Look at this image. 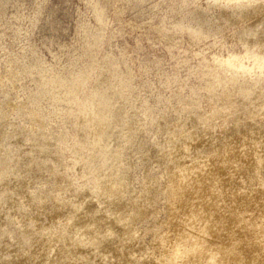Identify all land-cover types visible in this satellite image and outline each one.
<instances>
[{
  "label": "rangeland",
  "instance_id": "1",
  "mask_svg": "<svg viewBox=\"0 0 264 264\" xmlns=\"http://www.w3.org/2000/svg\"><path fill=\"white\" fill-rule=\"evenodd\" d=\"M263 104L264 0H0V264H264Z\"/></svg>",
  "mask_w": 264,
  "mask_h": 264
},
{
  "label": "bare ground",
  "instance_id": "2",
  "mask_svg": "<svg viewBox=\"0 0 264 264\" xmlns=\"http://www.w3.org/2000/svg\"><path fill=\"white\" fill-rule=\"evenodd\" d=\"M99 20H101V15H100V12H99ZM253 29V28H252ZM251 31H253V32H255L256 33V31H254V30H251ZM254 33V34H255ZM256 57V56H255ZM254 57V58H255ZM107 79V78H106ZM106 83H107V81H106ZM118 94V93H117ZM104 104V103H103ZM261 107V109H264V104L263 105H261L260 106ZM99 108V107H98ZM104 109H105V107H103V112L101 113V114H103V113H106L105 111H104ZM101 117V116H100ZM106 117V116H105ZM103 120H101V122H102ZM106 123V122H105ZM108 123V122H107ZM94 124H95V122H94ZM96 126V125H95ZM102 126H104V124L102 125ZM108 125L106 124V127H107ZM100 128V127H99ZM102 128V127H101ZM100 128V129H101ZM107 132V131H106ZM104 135H105V133H104ZM110 151V150H109ZM172 146L168 149V155H171L172 154ZM76 159L78 160V158L76 157ZM80 159V158H79ZM77 160H76V163H77ZM84 162V161H83ZM110 170V169H109ZM168 172H170L169 173V175H172L171 174V171H170V169H168ZM109 173V172H108ZM104 174V173H103ZM106 174V173H105ZM100 175V174H99ZM108 175V174H107ZM177 175H179V174H177ZM102 176H104V175H102ZM106 176V175H105ZM109 176V175H108ZM173 176H175L174 174H173ZM99 177V176H98ZM107 177V176H106ZM109 177H111V176H109ZM96 178V177H95ZM103 178H105V177H103ZM102 180V179H101ZM110 180V179H109ZM113 180V179H112ZM117 180V179H116ZM114 181V180H113ZM99 182V181H98ZM118 182V181H117ZM95 183H96V180H95ZM121 182H118V184L117 183H115V182H110V183H108L107 185H106V188H107V191L109 192V193H113V194H115L117 191L116 190H119L120 191V189H123L124 187H122V186H120V185H122V184H120ZM98 184V183H97ZM100 184H102V185H104V181L102 182H100ZM126 200H128V199H126ZM124 201V200H123ZM129 201H131V200H129ZM125 202V201H124ZM91 205H92V203H90ZM89 204V205H90ZM116 205H118V204H116ZM87 207H88V205H87ZM120 207V206H119ZM110 213V212H109ZM109 217V216H108ZM75 219H81V218H75ZM130 219H131V216L130 215H128V213H125L124 214V216H122L119 220H120V222H123V221H130ZM89 220H91V219H89ZM80 222V221H79ZM82 223V222H81ZM93 223V222H92ZM91 223V224H92ZM122 224V223H121ZM74 226V225H73ZM72 226V227H73ZM82 227V226H81ZM79 227H77V229H78ZM75 229H76V227H75ZM79 230V229H78ZM107 230V229H106ZM110 231V230H109ZM101 232V231H100ZM110 233L112 234L113 232H111L110 231ZM99 235L101 234L102 235V232L101 233H98ZM106 234V233H105ZM109 234V233H108ZM100 235V236H101ZM110 235V234H109ZM112 235H114V234H112ZM100 239H102V238H100ZM104 239L105 240H107L108 239V236H105L104 237ZM62 240V239H61ZM60 240V241H61ZM95 240H97V239H95ZM99 240V239H98ZM97 240V241H98ZM50 241V240H49ZM55 242V241H54ZM99 242V241H98ZM100 243V242H99ZM57 244H58V241H57ZM57 244H55L56 245V247H57ZM53 246H54V244H52ZM53 246H51V247H53ZM94 246V245H93ZM96 246V245H95ZM50 247V248H51ZM55 247V248H56ZM94 248V247H93ZM92 248V249H93ZM90 249V248H89ZM88 251V250H87Z\"/></svg>",
  "mask_w": 264,
  "mask_h": 264
}]
</instances>
